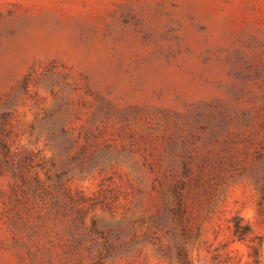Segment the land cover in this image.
<instances>
[{
    "label": "rangeland",
    "instance_id": "rangeland-1",
    "mask_svg": "<svg viewBox=\"0 0 264 264\" xmlns=\"http://www.w3.org/2000/svg\"><path fill=\"white\" fill-rule=\"evenodd\" d=\"M0 264H264V0H0Z\"/></svg>",
    "mask_w": 264,
    "mask_h": 264
},
{
    "label": "trees",
    "instance_id": "trees-1",
    "mask_svg": "<svg viewBox=\"0 0 264 264\" xmlns=\"http://www.w3.org/2000/svg\"><path fill=\"white\" fill-rule=\"evenodd\" d=\"M237 226V224H235Z\"/></svg>",
    "mask_w": 264,
    "mask_h": 264
}]
</instances>
